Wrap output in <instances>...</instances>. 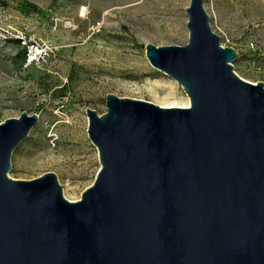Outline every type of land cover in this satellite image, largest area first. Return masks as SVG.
I'll list each match as a JSON object with an SVG mask.
<instances>
[{"label": "water", "instance_id": "obj_1", "mask_svg": "<svg viewBox=\"0 0 264 264\" xmlns=\"http://www.w3.org/2000/svg\"><path fill=\"white\" fill-rule=\"evenodd\" d=\"M185 12L184 44L144 48L189 105L86 107L99 168L79 199L53 172L10 178L38 116L0 122V264H264V82L236 74L203 0Z\"/></svg>", "mask_w": 264, "mask_h": 264}, {"label": "rangeland", "instance_id": "obj_2", "mask_svg": "<svg viewBox=\"0 0 264 264\" xmlns=\"http://www.w3.org/2000/svg\"><path fill=\"white\" fill-rule=\"evenodd\" d=\"M189 0H0V25L25 32L43 58L26 65V46L0 41V122L22 111L38 116L14 148L8 176L53 172L77 200L99 168L85 108L105 112L112 93L154 104L183 88L154 68L144 45L184 44ZM220 43L236 51L240 77L264 82V0H203ZM83 9V11H82ZM83 12V13H82Z\"/></svg>", "mask_w": 264, "mask_h": 264}, {"label": "built area", "instance_id": "obj_3", "mask_svg": "<svg viewBox=\"0 0 264 264\" xmlns=\"http://www.w3.org/2000/svg\"><path fill=\"white\" fill-rule=\"evenodd\" d=\"M12 41L15 40L20 46H26L24 54V63L26 65L36 63L39 59L43 58V47L35 41H30L24 31L20 29H14L10 26L0 25V41ZM222 46H224L222 44Z\"/></svg>", "mask_w": 264, "mask_h": 264}, {"label": "bare ground", "instance_id": "obj_4", "mask_svg": "<svg viewBox=\"0 0 264 264\" xmlns=\"http://www.w3.org/2000/svg\"><path fill=\"white\" fill-rule=\"evenodd\" d=\"M158 105L162 107H186L189 105V99L187 96L185 99H176L174 98V93L169 90V92L167 91L161 98V102H159Z\"/></svg>", "mask_w": 264, "mask_h": 264}]
</instances>
